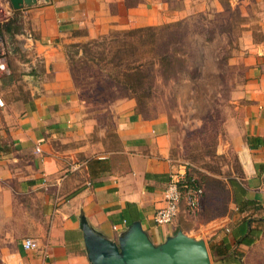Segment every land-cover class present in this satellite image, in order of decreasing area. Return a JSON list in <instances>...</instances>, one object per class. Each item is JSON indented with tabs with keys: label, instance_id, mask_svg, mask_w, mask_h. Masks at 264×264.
<instances>
[{
	"label": "crops",
	"instance_id": "obj_1",
	"mask_svg": "<svg viewBox=\"0 0 264 264\" xmlns=\"http://www.w3.org/2000/svg\"><path fill=\"white\" fill-rule=\"evenodd\" d=\"M214 1L6 4L14 12L2 29L10 53L0 75V264H92L84 223L112 242L136 222L154 245L181 230L202 239L217 264L241 263L251 245L236 244L235 235L250 228L254 243L263 237L264 0H235L251 6L259 24L258 39L246 32L247 80L218 145L219 153L235 155L238 171L225 180L227 210L205 216L198 229H188L183 203L170 224L153 220L179 166L168 119L146 116L129 96L87 102L69 70L67 43L180 21ZM25 237L35 241L33 250L22 248Z\"/></svg>",
	"mask_w": 264,
	"mask_h": 264
},
{
	"label": "rangeland",
	"instance_id": "obj_2",
	"mask_svg": "<svg viewBox=\"0 0 264 264\" xmlns=\"http://www.w3.org/2000/svg\"><path fill=\"white\" fill-rule=\"evenodd\" d=\"M180 21L179 25L163 29L159 41L161 50L167 51L174 62L169 66L164 61L161 73L153 78L152 88L147 92L139 89L135 95L142 99L146 116L163 115L168 119L173 155L177 163L186 164L189 176L203 188L205 204L209 202L207 209L202 204L197 213L186 211L191 230L198 229L205 216L227 210L225 180L237 173L238 167L235 155L219 153L218 145L247 80L243 63L246 32L251 30L254 39H258L259 24L251 6L243 9L235 0H216L206 10ZM88 41L65 45L68 62L70 58L76 63L84 55L98 58L101 51H107V46H91L88 53H82L80 46H72ZM114 50L105 53V57H111ZM99 66L101 63L87 68L86 75L97 73ZM99 83L101 86H93L92 92L82 93L98 94L104 103L124 95L121 84L113 80ZM240 253V264H264V235ZM209 255L211 264H217L210 251Z\"/></svg>",
	"mask_w": 264,
	"mask_h": 264
},
{
	"label": "trees",
	"instance_id": "obj_3",
	"mask_svg": "<svg viewBox=\"0 0 264 264\" xmlns=\"http://www.w3.org/2000/svg\"><path fill=\"white\" fill-rule=\"evenodd\" d=\"M180 22L178 20L160 25L116 30L85 43L72 44L74 47L80 46L82 53H88L87 51L90 50L91 46H101L102 48L107 46V51H101L98 58L84 55L76 63L69 58V70L73 82L79 88L83 98L87 102L104 103V100L101 101L102 99L99 98L98 94L93 96L82 92H88L89 90L92 92L93 86H101L100 81L108 82L110 79L117 85L121 84L125 91L123 96L133 97L136 100L137 108L143 112L141 108L143 101L135 93L139 89H143L142 91L145 92L149 91L152 88L153 78L158 75V72L161 73L164 61H168L169 66L174 62L167 51L161 50L159 41L162 38L163 29L179 25ZM114 43L116 44L114 45ZM112 49H115L113 55L105 57V53L109 54ZM97 63H101L96 71L97 73L87 76L85 73L88 70L87 68H94ZM126 91H130L133 95H129ZM256 237L252 230L248 228L242 232L240 237L235 235V243L252 245Z\"/></svg>",
	"mask_w": 264,
	"mask_h": 264
},
{
	"label": "water",
	"instance_id": "obj_4",
	"mask_svg": "<svg viewBox=\"0 0 264 264\" xmlns=\"http://www.w3.org/2000/svg\"><path fill=\"white\" fill-rule=\"evenodd\" d=\"M15 9L35 0H10ZM83 238L92 264H211L205 242L181 230L154 245L138 222L112 242L94 233L85 223Z\"/></svg>",
	"mask_w": 264,
	"mask_h": 264
},
{
	"label": "built area",
	"instance_id": "obj_5",
	"mask_svg": "<svg viewBox=\"0 0 264 264\" xmlns=\"http://www.w3.org/2000/svg\"><path fill=\"white\" fill-rule=\"evenodd\" d=\"M9 0H0V75L8 72L9 47L2 34V29L10 20L13 8L6 6ZM10 5V4H9ZM3 101L0 96V107ZM264 178V172L262 174ZM203 188L194 177L187 174L186 164L179 166L169 174V180L163 189L162 205L158 207L153 215V220L158 225L170 224L180 210L183 203L186 211L197 213L201 209L203 200ZM116 229V226H113ZM35 241L32 238L25 237L21 246L24 250L29 251L35 248Z\"/></svg>",
	"mask_w": 264,
	"mask_h": 264
}]
</instances>
